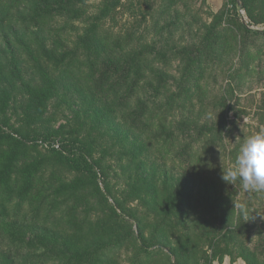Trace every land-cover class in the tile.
<instances>
[{
  "label": "rangeland",
  "instance_id": "374dc122",
  "mask_svg": "<svg viewBox=\"0 0 264 264\" xmlns=\"http://www.w3.org/2000/svg\"><path fill=\"white\" fill-rule=\"evenodd\" d=\"M109 1L39 27L38 0H0L17 2L0 27V127L14 138L0 170L16 152L6 185L91 226L117 213L138 245L167 222L152 264H264V190L221 179L243 137L264 131V0H119L90 33ZM25 83L52 89L41 115ZM183 123L210 130L192 140Z\"/></svg>",
  "mask_w": 264,
  "mask_h": 264
},
{
  "label": "trees",
  "instance_id": "16d2710c",
  "mask_svg": "<svg viewBox=\"0 0 264 264\" xmlns=\"http://www.w3.org/2000/svg\"><path fill=\"white\" fill-rule=\"evenodd\" d=\"M82 1L84 0H38V6L29 22L40 27L50 23L57 15L67 14L78 17L82 12L76 4ZM232 1L236 5V0ZM118 2L119 0H110L105 4L99 15L95 17V23L91 24L90 33L96 31L98 27L96 21L108 16ZM16 3L12 2L0 11V27L4 28L8 24L5 20H10L11 8ZM245 32L250 33L251 31L245 29ZM254 33L259 34L258 31ZM88 37L80 42L87 47H92ZM211 37L212 33L209 31L206 38L209 41ZM44 52L49 56L46 48ZM62 55L56 60L63 61L67 58L65 54ZM195 58H199V55ZM14 70L15 74L19 73L16 67ZM115 72L118 73L119 70ZM108 78L104 75L96 81V86L101 87V82ZM25 87L31 95L32 107L36 116L41 115L47 104L45 102L52 96V89L37 90L28 83H25ZM140 113L142 114L143 110ZM141 114L131 117L133 124H141L143 121L140 118ZM181 128L182 133L192 136V140L198 139L210 130L206 126L189 127L185 123L181 124ZM161 136L172 138L173 132ZM5 139L13 140L14 138L0 127V143ZM187 151V147H184L180 156L187 155ZM15 157L16 152H12V159L0 170V264H123L122 251L129 248H132V253L127 258L128 264H152L150 257L157 253V250L152 252L148 248L159 242L161 236L171 231L172 228H169L167 222L157 225L151 237H143L142 244L138 245L136 242L138 237L134 234L132 226L117 213L100 220L96 226H91L88 223L79 222L70 212L59 215L58 206L50 207L43 199L28 200L30 215L17 213L23 209V202L28 201L22 190L6 185ZM84 162L90 170L92 164L89 166L90 163L86 159ZM15 198H19L22 203L21 201L16 203ZM30 229L39 230L40 236H31L27 240L26 236ZM84 235L88 237L87 241H83Z\"/></svg>",
  "mask_w": 264,
  "mask_h": 264
},
{
  "label": "clouds",
  "instance_id": "9594fccd",
  "mask_svg": "<svg viewBox=\"0 0 264 264\" xmlns=\"http://www.w3.org/2000/svg\"><path fill=\"white\" fill-rule=\"evenodd\" d=\"M221 179L244 190H264V131L243 137L232 166L223 169Z\"/></svg>",
  "mask_w": 264,
  "mask_h": 264
},
{
  "label": "water",
  "instance_id": "95a60500",
  "mask_svg": "<svg viewBox=\"0 0 264 264\" xmlns=\"http://www.w3.org/2000/svg\"><path fill=\"white\" fill-rule=\"evenodd\" d=\"M224 264H230V262H228V261H225V263ZM240 264H246V263H240Z\"/></svg>",
  "mask_w": 264,
  "mask_h": 264
}]
</instances>
